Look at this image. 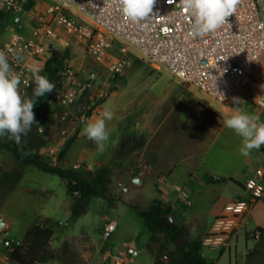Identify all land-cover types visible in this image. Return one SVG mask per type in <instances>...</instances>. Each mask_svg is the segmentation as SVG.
Masks as SVG:
<instances>
[{"label":"rangeland","instance_id":"1","mask_svg":"<svg viewBox=\"0 0 264 264\" xmlns=\"http://www.w3.org/2000/svg\"><path fill=\"white\" fill-rule=\"evenodd\" d=\"M33 1L34 11L44 6L39 0ZM20 17L23 26L21 35H24L30 30L29 17L27 12ZM14 34L15 30L10 23L6 20L0 21V44L8 41ZM53 45L56 50L67 52L74 71L83 76L87 73L95 74L98 84L78 98L61 96L62 90L59 86L54 89L48 98L33 109L35 120L44 131L39 132L38 126L34 125L31 131L22 137L23 144L52 165L63 168L81 167L90 159H83L77 150L74 151L72 144L76 142V145L84 149L89 147V144H96L87 137L80 140L79 128L84 122L91 117H95L94 120L99 118L103 103L109 110L137 105V109L134 108L133 111L129 109L125 110L127 112H118L119 115L113 114V119L107 123L110 139L106 143H113L112 138H121L122 143L129 141L126 144L128 155L120 157L117 147V152L103 159L99 167L108 170L109 197L112 204L103 199L90 198L85 213L73 219L70 213L71 196L68 195L64 181L34 167L16 166L9 153L0 151V215L2 222L9 227L6 231L9 239L19 243L33 223L47 221V225H52L54 234L46 250L54 254L56 260L45 264H117L113 260L115 256L124 259L125 264H153L162 238L159 235L157 243H152L151 250H146L145 245L150 233L130 205L145 208L150 202L162 199L164 196L161 194H168L170 203L165 205L177 207V210L171 207L174 220L187 226L192 238H202L203 228H209L223 204L237 196L242 199L249 198L250 195L243 193L238 184H244L257 169L264 170V146L260 150H253L248 157L241 155V137L225 126L201 144L200 150H204V156H199L193 161L196 176L204 183L212 177L221 179L220 183L214 186L215 190L203 191L198 187L183 201L179 193L187 191L184 165L177 163L176 171L168 181L170 189L161 188L160 182L155 184L158 172L147 173V167L153 164L154 156L161 158L157 170L166 171L169 154L182 147V141L177 137L174 139L177 125L184 119L190 121L189 116L194 104L204 102L219 111L216 103L205 98L194 87L181 83L161 67L148 64L135 52L131 53L132 58H127V64H123L121 73L108 77L103 67L86 55L83 46L76 44L74 39L63 31L59 32ZM41 64L37 63L35 66L40 75ZM33 77L34 75L28 87L19 90L22 96H32L35 87ZM101 83H107L111 93L107 98L95 102V98L91 100L89 97H95L94 94ZM58 97L60 101L64 100L59 105L56 103ZM230 116L225 115V118ZM136 124L139 125L138 131L133 128ZM186 125L187 122L181 129L191 131L193 143L199 145L200 140L196 138L198 131L194 127L185 128ZM135 135L139 136L138 141H132ZM73 136L72 144L59 161L60 151ZM51 150L56 154H51ZM91 161L90 167L86 164L85 166L94 172L98 168L93 166ZM139 173L145 175V178L142 183H134L132 179L140 175ZM258 213L259 211L255 210L244 223L246 231L244 228L239 229L238 234L227 240L229 247L215 250L203 247L202 255L214 260L216 264H246L247 255L243 240L237 243L234 240L235 237L241 239L245 232L247 246H251L253 239L250 231L257 223ZM110 221H115V230L104 238V226ZM1 228L4 230L3 226ZM3 241L0 233V262L11 264L7 257H3L8 254V248L4 246ZM129 244H133L130 249L132 253L128 252ZM230 247L231 252L227 249ZM171 250V245H164L160 255L161 264L169 263L166 255Z\"/></svg>","mask_w":264,"mask_h":264},{"label":"built area","instance_id":"2","mask_svg":"<svg viewBox=\"0 0 264 264\" xmlns=\"http://www.w3.org/2000/svg\"><path fill=\"white\" fill-rule=\"evenodd\" d=\"M27 1L0 0V10L10 13L15 30L14 36L0 44V50L8 55L14 73L20 77L19 90L29 86L35 66L49 57L55 49L53 42L63 31L83 46L86 55L99 63L108 77L121 73L127 58L135 52L148 64H155L181 83L194 87L216 103L223 115L234 114L236 107L248 106L264 116V0H238L235 13L228 18L229 24L199 38L190 36L193 18L182 10L180 0H156L152 17L140 22L144 27L123 15L120 0H39L44 6L35 11L32 7L24 10ZM25 12L30 30L21 35L20 16ZM59 78L61 96L66 98L82 97L98 84L95 74L83 76L74 71L68 55L62 62ZM110 93L108 84L101 83L95 97L89 98L98 102ZM61 102L64 100L58 97L56 103ZM50 153L56 154L54 150ZM212 181L218 178L213 177ZM243 191L255 201H264L261 170L246 179ZM187 196L186 191L179 193L183 201ZM248 210L245 200L226 203L223 213L214 219L202 238V247H226L227 240L244 228L243 217ZM115 227V221L108 222L103 237ZM250 236L258 238L253 232ZM3 244L8 249L11 246L8 240ZM113 260L125 264L118 256Z\"/></svg>","mask_w":264,"mask_h":264},{"label":"trees","instance_id":"3","mask_svg":"<svg viewBox=\"0 0 264 264\" xmlns=\"http://www.w3.org/2000/svg\"><path fill=\"white\" fill-rule=\"evenodd\" d=\"M33 4V0H28L23 5L24 10H29ZM5 20L10 24L13 22L9 12L0 10V21ZM66 56V51L53 49L41 65V75L47 76L55 84V89L59 86V70ZM48 96L49 94L39 98L35 107ZM189 118L190 121L185 128L194 127L198 131L196 138L199 140L217 133L226 119L223 114L204 102L194 104ZM73 140L74 136L66 142L60 151L59 161ZM0 151L9 153L16 166L34 167L42 173L55 175L64 181L68 195L71 196L70 213L73 219H77L85 213L90 198L103 199L112 204L109 197L108 170L105 167L91 172L85 165L78 168L52 165L26 145H17L7 137L0 138ZM25 152L30 154L25 155ZM129 207L141 218L143 225L150 233L145 245L147 251L151 250L152 243H157L159 235L162 238V244L158 246V252L154 256V264H161L160 255L164 250V245L172 246V250L166 255L169 260L168 264H216L214 260L202 255V238H192L189 228L174 220L171 207L157 200L150 202L145 208H139L136 205ZM46 222L33 223L25 231L19 243L10 241L11 246L7 256L12 264H45L48 261L56 260V256L46 250V246L54 234L52 225L50 223L47 225ZM253 233L258 235V238L254 240L255 243L246 256V264H264L263 232L261 229H256Z\"/></svg>","mask_w":264,"mask_h":264},{"label":"clouds","instance_id":"4","mask_svg":"<svg viewBox=\"0 0 264 264\" xmlns=\"http://www.w3.org/2000/svg\"><path fill=\"white\" fill-rule=\"evenodd\" d=\"M155 3L156 0H120V9L128 20L144 27L140 22L152 17ZM180 3L182 10L193 18L190 36L199 38L229 24L228 18L235 13L238 0H180ZM16 58L19 59L18 56ZM33 71L35 87L32 96H22L19 92L20 77L14 73L8 55L0 50V138L7 137L17 145L23 144L22 137L34 125L38 126V131H44L35 120L33 108L39 98L46 97L55 89V84L47 76L40 75L38 70ZM112 119V111L105 109L101 118L84 124L81 134L103 151L110 139L106 122ZM224 126L241 137V155L248 157L253 150L264 146V121L258 116L236 107L235 113L224 120ZM29 154L25 152V155Z\"/></svg>","mask_w":264,"mask_h":264},{"label":"crops","instance_id":"5","mask_svg":"<svg viewBox=\"0 0 264 264\" xmlns=\"http://www.w3.org/2000/svg\"><path fill=\"white\" fill-rule=\"evenodd\" d=\"M101 106H102L101 107V111L99 110V113H100L99 116L100 117H102V113L106 109L104 107V103ZM134 108L137 109V105H133V106L126 105V106H123V107H116L115 110L112 109L111 111H112L113 114L119 115L118 112H122L123 113V111H125V110H129V109L132 110ZM242 110L247 112V113H249V114H253L255 116H258L259 118H261L264 121L263 114L260 113L258 110L252 109V108H250L248 106L244 107ZM125 112H127V111H125ZM94 118L95 117L88 118L84 122V124L87 123V122H94L95 121ZM108 122H110V121L106 122V127L109 126V124H107ZM185 122L188 123V120L184 119V120L181 121V124L179 123L177 125V129H176V133H175V138L174 139H176V137H177L179 140H181L182 141V147L178 148L176 152L169 154L170 160L168 161V165H167L166 171L164 170L163 172H161V170H157L158 164L160 163V159L161 158L157 157V156H154L153 157V164L149 165L147 167V173H156L157 174V172H158L159 174H157V176H156L155 184H157V182H160L159 186H161V188L170 189V183L168 181H169L170 178H172L173 173L176 171L177 163H181L182 165L185 166V170H184V172L186 174V178H185V185L186 186L185 187L187 189V191L186 190L185 191L188 192V194L190 192H192L193 189H196L198 187L202 188L203 191L204 190L205 191H208V190L209 191H213V190H215L214 186L216 184H219L221 179L218 178V181L214 182V181H212V178H213L212 177L210 179H207V183H204L200 178H198L196 176V168H195V166L193 164V161L195 162V160H197L199 156H201V158L204 156V150L203 151L200 150L201 144H204L207 141V139H209V137H212V136L216 135L217 133H219V131L224 126V124H223V126L220 128V130L217 133H215L213 135H210V136H206L203 140H200V143L198 145L197 143L196 144L193 143V133L191 131H185V130L181 129L182 128L181 126H183V124H185ZM84 124L79 128V133L78 134H79L80 140H84L85 137H86V136L81 134ZM133 128L137 129V131H138L139 130V125L136 124V126H134ZM138 138H139V136H136L135 138L132 139V141H135V140L138 141L139 140ZM112 140H113V143L111 142L112 145H111V143H106L105 144V148H104L103 151L99 150L96 144H93L92 146H91V144H89V147L84 149L80 145L79 146L76 145V142H74L72 144V147H73L74 151L77 150L80 153V155H81V157L83 159H90V160H88V162H85L87 167L91 166V164L89 162L92 159L91 163L93 164V166L99 168L100 164L103 162V159L108 158L112 153L114 154L115 152H117V149H116L117 147L119 149L118 151H120V157L122 155H125V157L128 155V150H127L128 146H126V144H128L129 141H125V143H122L121 138H119L117 140L112 138ZM121 151H122V153H121ZM257 170H261L262 173L264 174V170L263 169H257ZM160 174H163V176L158 177ZM251 176H249V177H251ZM135 178L139 179L140 183H142L144 178H145V175L142 176L140 174V175L135 176ZM132 181H133V179H132ZM243 185L244 184H238V187L241 189V191L243 193H246L245 191H243ZM161 195L164 196V197L159 200L160 202H162L163 204L170 203L169 202L170 200L168 199V197H169L168 194H164L163 193ZM165 196H166L167 199L165 198ZM237 199L245 200V201H247L249 203V210L245 213V215L243 217V223H246L248 221L249 216H251L255 210L259 211L257 223L254 224V228L250 232H254L256 229H261L262 232H263V238H264V201L263 200L255 201L250 196L247 199H242L239 196H237L233 200H237ZM165 200H167V201H165ZM233 200H231V201H233ZM228 202H230V201H228ZM228 202H226V203H228ZM225 204H223L221 209H218L217 214L215 215V218L223 213V208H224ZM171 207H172V205H171ZM173 209L177 210V207H175ZM0 219H1V221H3L1 215H0ZM211 224H210V226H211ZM2 225L4 227V230H1L2 228H0V233H2V238H4V240L13 241L12 239H9L7 237V234H6V231L9 228L8 225L3 223V222H2ZM210 226H209V228H206V227L203 228V236H202V238L207 234V232L210 229ZM245 231H246V229H245ZM244 233L241 235V237H242L241 239H239L238 237L237 238L235 237L234 241H235V243H237L239 240H243L242 243H243L244 248L246 249V255H247L248 252L252 249V247H253V245L255 243L254 240H256V239L252 238L253 241L251 243V246L248 247L247 246V240L245 238V234ZM236 234H238V233H236ZM132 247H133V244H129V248H128V252L129 253H132V250H130ZM228 247H229V245H228ZM209 249L210 250H215L216 248H209ZM221 249H223V247H221ZM227 249H228L229 252H231L232 248L230 247V248H227ZM234 254L236 255V252H234ZM3 257L4 258H6V257L8 258L7 255H4ZM0 264H2V262H0ZM153 264H154V261H153Z\"/></svg>","mask_w":264,"mask_h":264},{"label":"water","instance_id":"6","mask_svg":"<svg viewBox=\"0 0 264 264\" xmlns=\"http://www.w3.org/2000/svg\"><path fill=\"white\" fill-rule=\"evenodd\" d=\"M133 182H134V183H140V180L137 179V178H135V179H133ZM2 226H3V225H2V221H1V219H0V228H1Z\"/></svg>","mask_w":264,"mask_h":264}]
</instances>
